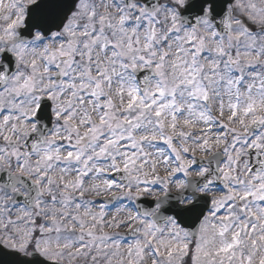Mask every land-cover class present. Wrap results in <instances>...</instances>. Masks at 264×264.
I'll list each match as a JSON object with an SVG mask.
<instances>
[{
  "label": "snow or ice",
  "instance_id": "1",
  "mask_svg": "<svg viewBox=\"0 0 264 264\" xmlns=\"http://www.w3.org/2000/svg\"><path fill=\"white\" fill-rule=\"evenodd\" d=\"M181 5L0 0V264H264V0Z\"/></svg>",
  "mask_w": 264,
  "mask_h": 264
},
{
  "label": "clouds",
  "instance_id": "2",
  "mask_svg": "<svg viewBox=\"0 0 264 264\" xmlns=\"http://www.w3.org/2000/svg\"><path fill=\"white\" fill-rule=\"evenodd\" d=\"M98 2H103V0H98ZM112 0H107V3L111 4ZM177 0H173V3H176ZM188 3V0H184V5H186ZM181 5V6H184ZM113 11L115 12L116 9L113 8ZM165 13L161 14V18L164 19L165 17ZM48 25L41 23L39 24L36 28H34V34L36 35H40L42 34V29L47 28ZM201 31L206 32V29H201ZM27 39V37H26ZM44 39H47V37H44ZM33 44L39 45L40 41L33 39L32 40ZM175 47V45H174ZM100 56L103 59H107L109 57H106L105 54L101 51L100 52ZM168 74H169V78H171L172 72H171V67L169 66L168 68ZM115 87H116V83L114 80V85H113V90L111 92V95H113V97L116 99L117 105L120 106V102H119V97L116 95L115 92ZM87 107L89 109H92V104L89 103L87 105ZM21 123V130L23 131V121L20 122ZM53 123H55V119H53ZM195 123V121H194ZM40 128L38 129L37 133L35 135L39 136L41 133L47 134L45 132V125L46 122L45 121H40ZM197 127H203L202 124H197ZM237 127H241L240 125H237ZM31 126L28 127L27 131L31 132ZM3 139V133L0 132V141H2ZM15 140L18 141L19 145L23 147V150L25 152L28 151V148L25 146V141H28V143H31V140H29V137L27 135H21V132H17L15 137ZM193 147L196 149V157L202 158V163H201V168H208L210 171L212 169V167L215 166V164L213 163L212 165H209L208 161L211 160L214 155L224 147L223 142H213L212 145H210L209 147L211 148L210 151H205L203 148L199 147L198 145H193ZM159 158V157H157ZM30 159L35 162L41 159V155H33L32 157H30ZM0 170H10L14 173H16L17 175H19V172L17 171V167H16V162L14 159H4V160H0ZM147 170V169H146ZM27 171V169H26ZM161 175H166L169 172V168L167 166H161L159 169ZM50 174H55L57 176H60L61 174L67 176L66 173H62L60 168H56L53 170L52 173ZM23 179V178H22ZM203 180V176L200 173V170L198 169H192V171H190L187 175H181L179 177H173V176H169L168 177V181H167V188L163 189L162 185H158L156 186V190H154L152 193L148 194L149 198L151 199H156L158 197H162L164 199H167L168 196L172 197L175 200H179L180 203L184 206L193 204L194 202H196L198 200V198L204 194L205 189L203 187H201V182ZM91 183V182H90ZM17 188L19 189V192L23 193L29 190V183H21L19 185H17ZM209 192V194H213L214 193V189H208L207 190ZM89 196H95L96 193L94 192H88L87 193ZM108 195H111V193H108ZM115 215V213H114ZM120 218H127V213H120L119 214ZM123 230V229H122ZM112 231H116L115 229H112ZM167 231V230H166Z\"/></svg>",
  "mask_w": 264,
  "mask_h": 264
}]
</instances>
